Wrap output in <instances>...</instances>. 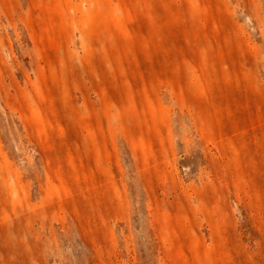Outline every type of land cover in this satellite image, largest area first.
<instances>
[{"label":"rangeland","instance_id":"1","mask_svg":"<svg viewBox=\"0 0 264 264\" xmlns=\"http://www.w3.org/2000/svg\"><path fill=\"white\" fill-rule=\"evenodd\" d=\"M0 264H264V0H0Z\"/></svg>","mask_w":264,"mask_h":264}]
</instances>
